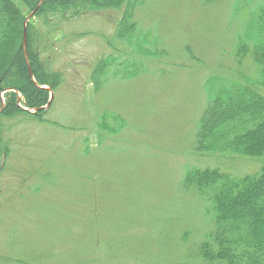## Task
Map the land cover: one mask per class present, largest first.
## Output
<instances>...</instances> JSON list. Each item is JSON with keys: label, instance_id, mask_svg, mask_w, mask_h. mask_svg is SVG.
I'll return each instance as SVG.
<instances>
[{"label": "rangeland", "instance_id": "rangeland-1", "mask_svg": "<svg viewBox=\"0 0 264 264\" xmlns=\"http://www.w3.org/2000/svg\"><path fill=\"white\" fill-rule=\"evenodd\" d=\"M233 3L146 0L135 20L167 55L139 58L144 73L110 75L98 90L90 73L115 53L106 42L122 9L71 18L60 34L43 38L44 56L64 80L42 120L2 119L9 153L0 172V264L207 263L196 247L213 221L203 200L183 188L187 169L220 167L241 176L260 168L258 159L195 151L204 80L256 74L249 59L235 57L244 17ZM106 113L126 127L101 132Z\"/></svg>", "mask_w": 264, "mask_h": 264}, {"label": "trees", "instance_id": "trees-1", "mask_svg": "<svg viewBox=\"0 0 264 264\" xmlns=\"http://www.w3.org/2000/svg\"><path fill=\"white\" fill-rule=\"evenodd\" d=\"M214 1L201 0L204 5ZM39 2L0 0V109L2 93L6 94L0 111V172L9 153L2 119L28 114L42 120L44 111L24 110L18 105L17 92L23 96V106L36 108L46 105L50 93L40 86L56 90L63 83V72L50 67V57L44 56L43 38L60 34L65 21L89 12L123 10L114 35L106 42L115 53L98 59L90 73L96 90L110 75L129 79L144 73L148 68L139 58L167 55L160 39L135 20L146 0H44L26 26L29 63L37 86L29 74L23 38L25 20ZM233 7L235 14L244 17L235 57L240 63L249 59L256 74H211L204 80L206 103L197 124L195 151L258 159L260 168L240 176L220 167L193 165L185 173L183 188L203 200L213 221L212 230L196 247L206 264H264V0H234ZM43 25L47 33L41 31ZM101 118V132L117 133L126 127L125 120L109 113Z\"/></svg>", "mask_w": 264, "mask_h": 264}, {"label": "water", "instance_id": "water-1", "mask_svg": "<svg viewBox=\"0 0 264 264\" xmlns=\"http://www.w3.org/2000/svg\"><path fill=\"white\" fill-rule=\"evenodd\" d=\"M44 0H40L37 8L35 10H33L29 16L26 18L25 20V24H24V38H23V45H24V52H25V57H26V61H27V64H28V68H29V74L30 76L33 78L34 80V77H33V73L30 69V64H29V60H28V52H27V29H26V26H27V23L29 22V20L31 19V17L35 14V12L37 11L38 7L43 3ZM34 82L36 83V81L34 80ZM37 86H39L37 83H36ZM51 95H52V98H53V91L51 90ZM52 98L49 100L48 104L44 107H39V108H33V109H28V108H25V110L31 112V113H37L41 110H43L45 107H48L50 106V102L52 100ZM18 101H20V97L18 96ZM4 105L2 106L1 110L3 109ZM0 110V111H1Z\"/></svg>", "mask_w": 264, "mask_h": 264}]
</instances>
